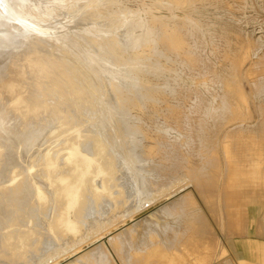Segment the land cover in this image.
Masks as SVG:
<instances>
[{
	"label": "rangeland",
	"instance_id": "1",
	"mask_svg": "<svg viewBox=\"0 0 264 264\" xmlns=\"http://www.w3.org/2000/svg\"><path fill=\"white\" fill-rule=\"evenodd\" d=\"M111 1L113 13L105 18L85 0H24L41 14L53 12L43 22L29 17L18 24L8 11L0 18V68L26 50L28 40L63 32L69 18L61 10L74 3L84 6L86 21L72 31L91 39L115 33L130 45L149 29L170 39L166 44L152 36L137 49L128 47L120 61L106 52L92 58L107 81L104 92L115 79L124 81V116L111 120L117 97L101 93L102 113L90 112L79 124L57 123L31 152L19 149L21 168L36 176L45 154L58 155L62 165L78 136L99 140L107 153L98 156L88 146L82 152L115 165L108 188L121 200L99 226L84 230L76 250L53 251L33 264H231L226 238L238 234L250 206L264 218V0ZM138 178L150 187L143 196ZM93 185L101 191L103 182ZM52 192L47 188L49 203ZM96 219L88 217L93 225Z\"/></svg>",
	"mask_w": 264,
	"mask_h": 264
},
{
	"label": "bare ground",
	"instance_id": "2",
	"mask_svg": "<svg viewBox=\"0 0 264 264\" xmlns=\"http://www.w3.org/2000/svg\"><path fill=\"white\" fill-rule=\"evenodd\" d=\"M85 2L98 18L110 17L113 13L111 0ZM34 7H29L24 0H0V18H5L4 12L8 11L15 22L24 24L33 17L43 22L53 13L41 14L36 5ZM61 13L69 18V26L63 32L46 33L28 40L27 49L15 53L0 68V264H33L36 258L42 259L53 251L76 250L74 242L78 239L84 242V230L90 225L99 226V221L121 201L108 188L115 180V165L89 158L82 152V147L88 146L94 147L98 156L107 153L99 140L88 135L78 136L79 139H74L66 148L68 152L63 156L62 165L58 155L45 154L36 176H30L21 168L19 149L31 152L47 139L57 123L79 124L90 112L102 113L101 93L117 97L111 120L127 113V101L121 96L122 79L109 84L107 92L102 89L107 81L92 65V58L99 56V52L120 61L128 47L137 49L152 36L170 44L165 34H155L150 29L130 45H126L125 36L115 33L108 38L91 39L81 31H72L77 24L86 21L84 6L74 3ZM114 25L121 27V22ZM3 31L0 28V43L4 42ZM117 128L123 135L126 125L120 121ZM127 146L132 150L133 140L127 142ZM17 168H21V172L15 171L11 177V172ZM8 179L10 187L5 185ZM95 179L102 180L101 191L93 185ZM38 180L44 186H39ZM125 183L130 184L127 179ZM137 185L140 196L150 191L140 178ZM47 188L53 191L50 203ZM89 196L94 200L90 202ZM146 205L140 204L139 208ZM38 215L44 216L40 220ZM91 216L100 220H94L93 225L88 220ZM27 223L33 224L31 231L23 230ZM5 258H9L10 263L5 262ZM48 258L49 263L52 258Z\"/></svg>",
	"mask_w": 264,
	"mask_h": 264
},
{
	"label": "crops",
	"instance_id": "3",
	"mask_svg": "<svg viewBox=\"0 0 264 264\" xmlns=\"http://www.w3.org/2000/svg\"><path fill=\"white\" fill-rule=\"evenodd\" d=\"M261 216L260 208L250 206L238 234L226 238L227 258L231 264H264V218Z\"/></svg>",
	"mask_w": 264,
	"mask_h": 264
}]
</instances>
